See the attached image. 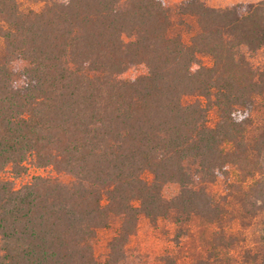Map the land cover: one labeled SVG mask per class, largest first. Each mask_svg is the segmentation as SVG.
<instances>
[{
	"label": "trees",
	"instance_id": "16d2710c",
	"mask_svg": "<svg viewBox=\"0 0 264 264\" xmlns=\"http://www.w3.org/2000/svg\"><path fill=\"white\" fill-rule=\"evenodd\" d=\"M258 52L264 0H0V174L54 172L0 175V264H147L142 217L190 264H264Z\"/></svg>",
	"mask_w": 264,
	"mask_h": 264
},
{
	"label": "rangeland",
	"instance_id": "374dc122",
	"mask_svg": "<svg viewBox=\"0 0 264 264\" xmlns=\"http://www.w3.org/2000/svg\"><path fill=\"white\" fill-rule=\"evenodd\" d=\"M169 3H175L181 0H166ZM209 4L214 6H228L237 2H249L259 0H206ZM255 63L259 64L264 61V53L258 52L252 55ZM205 62H209L205 59ZM195 67H198L196 64ZM147 72V67L144 64L134 66L124 73L125 78H134ZM54 174L51 168H37L31 163H27L26 170L17 175L12 168H7L0 175L3 178L11 179L16 187H20L28 183L36 175ZM62 181L69 183L72 178L68 175H59ZM112 235L111 231H101L98 248L104 251L105 244ZM199 240L197 237H182L180 242L175 240V227L168 221H161L157 226H153L145 217L141 218L138 232L133 236L129 244V253L133 260L144 261L147 264H162L161 256L167 253H174L184 259L186 263L190 264L193 253L199 247Z\"/></svg>",
	"mask_w": 264,
	"mask_h": 264
}]
</instances>
